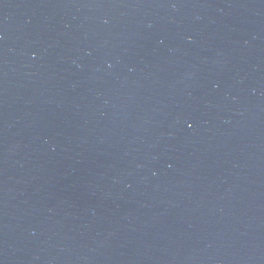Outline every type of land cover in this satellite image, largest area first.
I'll return each instance as SVG.
<instances>
[{
  "label": "water",
  "instance_id": "water-1",
  "mask_svg": "<svg viewBox=\"0 0 264 264\" xmlns=\"http://www.w3.org/2000/svg\"><path fill=\"white\" fill-rule=\"evenodd\" d=\"M0 264H264V0H0Z\"/></svg>",
  "mask_w": 264,
  "mask_h": 264
}]
</instances>
